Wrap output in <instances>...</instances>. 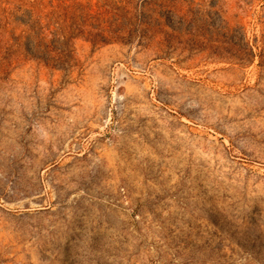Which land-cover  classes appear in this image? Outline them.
<instances>
[{
  "label": "rangeland",
  "instance_id": "obj_1",
  "mask_svg": "<svg viewBox=\"0 0 264 264\" xmlns=\"http://www.w3.org/2000/svg\"><path fill=\"white\" fill-rule=\"evenodd\" d=\"M0 264H264V0H0Z\"/></svg>",
  "mask_w": 264,
  "mask_h": 264
}]
</instances>
